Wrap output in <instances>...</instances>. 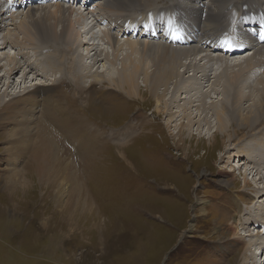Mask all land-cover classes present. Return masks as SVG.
I'll use <instances>...</instances> for the list:
<instances>
[{
	"label": "rangeland",
	"instance_id": "obj_1",
	"mask_svg": "<svg viewBox=\"0 0 264 264\" xmlns=\"http://www.w3.org/2000/svg\"><path fill=\"white\" fill-rule=\"evenodd\" d=\"M104 1L97 0L95 4L102 5ZM150 1L148 0L147 5ZM243 1L246 0H234L233 3L239 6ZM253 1V6L260 4L262 6L258 7L264 9L262 0ZM174 2L177 7L181 3L185 13H181L178 9L174 12L176 16L174 20L179 21L181 14L187 17L185 25L190 38L188 41L190 47L203 41L201 35L209 31L213 33V27L199 32L182 0H174ZM52 3L42 6L48 8L53 6ZM155 4L143 17L140 15L142 12L135 11L136 7L131 8L126 14L134 18V13L135 15L138 13L136 20L144 19L142 23L149 27L147 23L149 18L153 20L154 17L160 16L163 19L166 13L163 8L172 9L170 6L173 1L160 0ZM42 6L37 4L34 8ZM76 8L78 9V6ZM81 8L83 9L82 6ZM52 9L50 7L49 10L54 11ZM242 12L233 10L232 14L223 17V21L236 22L244 13ZM97 14V12L92 14V19L99 16ZM25 15V10L13 14L10 17L14 16L15 20L9 17L8 23L15 24ZM91 16L88 15L85 21L88 26L95 25L90 19ZM194 17L196 18L197 15ZM8 23L5 31H0V42L3 41L1 38L4 33H13L17 27V25L12 27ZM239 24L242 25V21ZM176 26H180L179 22ZM193 28H196V31H193ZM102 30L103 26L95 27L92 30L94 37L95 35L102 37ZM231 32L232 30L226 34L229 35ZM165 39L162 38V41L161 37L157 36L140 37L138 41H142L139 43L148 47L140 46L131 54H129L130 50L117 53L114 68H119L120 58L127 53L131 58L126 56L125 58H129L130 61L125 63L135 68H142L137 75H141L147 68L149 71L153 70L154 66L149 67L150 58L156 60L157 52L159 55L168 54L167 51L157 48L159 42L167 46L174 44L171 39L166 41ZM50 40L53 39H44L43 43H37L38 47H36L38 51L43 50L42 54H38L35 47L20 49L27 52L26 56L20 57L23 64L36 60L37 65L32 67L34 75L28 74L26 83L22 82L18 88L16 87L21 81V72L14 77L13 90L9 89L5 97L4 89L0 90L2 102L7 103L13 93L21 91L26 85L41 84L47 80L44 84L50 82L52 74L45 72L46 69L42 64L47 56L44 54L53 50L54 41ZM143 40L147 43H143ZM123 41L124 37L120 39V42ZM97 42L101 45L98 48L110 57L113 47L99 40ZM217 44H206L208 47L199 49L202 51L201 55L211 54L216 58L217 54L213 52L217 49ZM197 46L199 48L200 44ZM10 47L8 46L6 52L13 53L14 50ZM248 55L251 57L252 52H245L242 58ZM197 57L198 55H192L190 60L197 61ZM242 58L236 59L242 61ZM140 59L143 61L141 62ZM236 59L229 60L233 62ZM90 61L89 59L84 63L88 64ZM187 61L189 60L181 57L180 63L187 65ZM201 63L200 67L208 76L216 72L211 71V66L218 69L219 65V62L218 65L210 62L211 66L208 67L203 61ZM103 64L99 61L97 66L83 71L79 69V64L78 67L75 65L76 73L74 77H70V80L78 78L79 74L86 76L83 78L84 84L78 86L80 87L78 91L75 84L71 86L68 80L70 73L67 72L61 73L58 79L51 81L47 86L48 89L60 81L56 99L59 97L62 99V106L68 113L73 111L71 115L75 121L71 123L74 122L73 125L77 127L82 121L90 125L96 133L92 155L82 156L73 153L69 155L67 152H61L62 155H50L41 151V155L37 157L34 155L39 150L36 139L42 135V131L36 122L31 123L26 117L21 116L14 118L11 112H7L11 121L6 123L0 121V264H243L241 253L249 240L260 236L264 241L262 232L264 225L263 221L261 222L264 216L251 206L257 199L252 198L251 202L249 199L255 196L256 193L252 190L256 185L257 188L260 187L259 190L264 189V180H258L251 174L247 176L249 189H243L244 170L250 168H247L246 164L238 163L237 157L234 159L233 156H237L236 153H250L253 160L258 161L260 154L264 152L261 133L256 137H250L252 141L249 151L245 148L247 146H241L247 142V139L241 141L243 135L248 133L246 130L237 134L236 141L232 143L225 141L223 144V138L218 132L214 133L217 129L214 117H210L214 106L219 105L218 99L214 91L205 86L208 82L205 84L204 79L199 77L200 74H196L195 79L192 80L194 83L198 79L197 83H201L198 85L200 90H196L197 86L193 84L192 94L184 93L181 84L173 91L174 83L169 84L171 87L167 94L160 90L158 92L160 96L166 94L163 100L169 99L172 94L177 100V103H173L167 111L162 112L155 108L157 104L153 96L146 93L142 76L136 78L138 97L135 96L136 93L132 97H127L108 87V82L100 83L90 78L88 73L101 72ZM253 69L245 72L243 76L251 74ZM178 72H182L181 75L186 82L190 81V78L193 79L192 69L185 71L180 67ZM221 77L223 78L224 75ZM249 79L255 82L259 77L252 74ZM2 81L6 82L4 79ZM92 81H94L93 86L89 87ZM209 81L208 85L212 82L211 79ZM219 88L217 86L214 89L221 90ZM196 92L209 94L211 98L206 101L210 104L217 102L208 109L205 106L208 111L204 110V114L203 109L199 110L204 105L193 103L199 107L188 109L187 114L197 122L209 112L207 114L210 119L209 125L205 123L206 117L200 124L191 120V126L176 118L177 112L183 114L179 111L178 104L185 101L184 97L189 99ZM245 92L250 91L246 89ZM199 93L196 95L200 96ZM257 93L258 91H253L250 100L242 102V108L245 109L257 97ZM55 94L51 93L52 100L55 99ZM92 100L94 104L89 106L88 103H92ZM41 108L43 110V107L39 109ZM209 109L213 110L209 111ZM40 114L36 115L39 117ZM171 117L179 122L171 121ZM29 127H32L31 131ZM260 128L261 132H264V123ZM62 129L65 132H74L71 130V124L69 127L62 126ZM16 131L19 134L9 138V135ZM183 135V139L180 140L179 137ZM210 135L214 136L213 139L208 138ZM237 141L238 143H235ZM65 142L67 141L63 142L60 138L61 148L65 147L66 151L69 148L68 150L73 152L69 142L68 144ZM243 156L240 161L246 160L247 157ZM233 159L234 163L231 162ZM67 173L75 174L81 185L84 196L82 198H85L89 206L84 207L83 200L75 206L79 200L70 192L71 186L67 185V180L72 177ZM259 195H264V192ZM258 204L263 209L264 197L256 203ZM252 223L262 228H253L250 231L252 237L240 236L247 232L243 228ZM258 253L261 254V250ZM263 258L264 253L261 259Z\"/></svg>",
	"mask_w": 264,
	"mask_h": 264
},
{
	"label": "bare ground",
	"instance_id": "obj_2",
	"mask_svg": "<svg viewBox=\"0 0 264 264\" xmlns=\"http://www.w3.org/2000/svg\"><path fill=\"white\" fill-rule=\"evenodd\" d=\"M78 1L80 0H72V2L66 4L60 3L57 0L55 4L52 3L53 6H49L48 8L44 6H42L44 8H34L33 2L29 1L23 2V0H0V31L2 32L5 31V26L9 22L10 16L24 10L26 11V15L23 18H19L21 20L16 21L15 24L8 23L12 27L17 25V27L14 29V32L10 34L8 32L4 33L1 38L3 41L0 42V49L4 50H0V90L1 88L4 89V97L9 93V89H12V87H14L12 82L14 77L19 75V73L21 72V81L19 82V84H17L16 87L18 88V86L20 87L22 82L23 84L26 83L25 81L27 75L31 74L32 71H34L32 68L33 65H37L36 60H30L27 63L23 64V61L20 57L26 56L27 52L20 49L26 47H35L37 49V53L42 54L43 50L40 49V51H38L37 43L42 42L44 39H53L50 40L54 41L52 52L45 53L44 55H47L46 57L44 56L46 60L43 62L41 61L44 68L46 69L45 72L47 71V73L52 74H49L52 77L51 79H49L50 82L58 79V76H60L61 73L64 72H67V74L70 73L68 79L70 80V77H74L76 73L74 71H76L78 64L79 69L83 71L86 69H92L91 67L97 66V63L100 61L104 63L101 68V72L97 73L95 71V74L89 72L88 74H90V78L100 83L108 82V87L116 90L117 92L119 91V93L124 94L127 97L134 96V93H136L137 95L135 96L138 97L139 93L136 92V86L138 85V83H136V78L142 76V84L146 89V93L153 96L156 101L157 105L155 108L157 110L165 112L168 110L169 106H171L175 102L177 103L174 94L169 96V99L163 100L164 96L168 93V89H170L171 87L169 84L174 83V85L172 86L174 87L173 91L176 90L179 84H181L180 87L184 89V93L188 95L193 89V84L194 86H197L196 90H200L198 85H201V83H197L199 82L198 79H196L194 83L192 81L195 79L196 74H200L199 77L204 79V83L206 84L208 82L205 86H208L211 91H214V94H216V98L218 99V102L216 101L219 104L218 107L214 106V110L212 109V111L209 109V111H212L210 117H214V124L217 128L214 133L218 132V134L223 138V144L225 143V141H227L228 143L236 141L235 137L237 136V134H241V132L245 130L248 133H246V135L242 134L244 138L241 141L247 139V142L245 144L243 143L241 146H247L245 147L247 151L251 150L250 145L252 140L250 139V137H256L261 133V142H264V132H261L262 129L260 128L261 124L264 123V9L258 7L262 5L258 4L253 6V0L243 1L239 4V6L236 5V3H233L234 0H182V3L185 5V7H187L189 11V14L193 19V23L195 24L196 28H199V32H202L204 29L213 27V33L209 31L200 36L203 41L198 42V44H200V47L198 48V44H196L194 47L189 46L190 43L188 41L190 40V38L188 36V32L186 31L187 27L185 25V23L187 22V17L184 15L185 13L182 10V4L179 3L177 7L175 6L176 4L174 0H172L173 4L170 6L172 9H168L169 7H164L163 9H168L170 12H175V10L177 11L179 9L181 13H184L179 16V21H182V23H184L181 31L182 37L177 41H173V45L167 46L159 42L157 48L167 51V56L161 54L159 55V53L157 52L158 57H155L156 60L152 58H150L149 60L151 64V66L149 67L154 66L155 68L151 71H149V69L147 68L141 73V75H137V72H140L139 69L142 68H135L125 63L129 60V58H131L127 55V53L122 58H120L118 64L119 68H114V64L116 63V58L118 56L117 53L130 50L129 54H131V52H134L135 49L140 48V46L148 47L146 44L139 43L142 40L138 41V39L140 37L150 38L151 36H157L161 37L162 40V36H165V32L167 30L166 25L157 26L155 31H150L147 25L137 28L136 18L138 17V13H136V15L134 13L135 20H133L134 18H131V15L126 14V12L131 8L136 7L135 11L142 12L140 15L143 17L144 14L147 13L149 8L152 7V5L156 3V1L158 2L160 0H151L148 5V0H105L104 4L101 3L102 5H99L97 3L95 4V2L97 1L96 0L89 6H87V4L80 5L79 3H77ZM92 1L94 0H89V2ZM261 2H264V0H262ZM77 6L78 9L76 8ZM81 6L83 7V9L81 8ZM50 7H52V10L54 11H50ZM142 7L147 9H141ZM155 7H157L156 4ZM78 10L81 12H77ZM158 10H160V8ZM233 10L243 11L246 15V18H244V20L242 21L243 24H239V28H233L237 35L239 34V39L244 42H233L231 44H228L223 38V36L228 35L226 34L228 33V31L226 30L228 23L223 21V17L232 14ZM96 12L99 16L93 17L94 19H92L91 15L95 14ZM88 15L91 16L90 19H92V22L95 24L94 26L86 25L85 21L88 19ZM194 15H197V17L195 18ZM13 17H10V19ZM174 17L176 16H173L172 22L173 24H175L174 28H177L178 26L176 25H178L179 21H175ZM127 18L131 20L128 21ZM159 18L160 16L155 18L158 20L157 23H159V20L161 19ZM150 19L152 18L150 17ZM13 20L15 19L13 18ZM100 26H103L102 37H98L99 35H97V37L95 35L94 37L92 30L95 27ZM196 28H193L192 30L196 31ZM16 30L17 33L15 34ZM120 37H124L123 42H120ZM184 37H186L185 41L182 40L184 39ZM168 39L169 37L167 36L165 41ZM97 40L104 44H108V46L110 47H113L112 54L110 55V57H113V59H111L108 54L104 53L101 48H98L101 45L97 42ZM218 42H220L219 46L221 48L216 49L214 52L210 50L213 53L217 54L216 58H213L211 54H209L210 56L208 54L201 55L202 51H200L199 49L208 47L206 44H216ZM143 43L147 42L144 41ZM8 46H11L13 48V53L6 52ZM124 46L126 47V49H124ZM239 47H243V50H241L239 54H230L227 52L231 48L238 49ZM250 48L252 49L249 50ZM59 49H62V51H59ZM248 51L252 52V56L250 57L248 55L242 58L245 52ZM192 55H198L197 61L195 59L190 60V57ZM126 56L129 58H125ZM98 57L100 58L98 59ZM181 57H183V59L189 60L187 61L188 63H186L187 65L182 64V62L180 63ZM238 57H241L242 61L236 59ZM231 58L236 60H233L232 62L231 60H229ZM89 59L91 61L88 62V64H85L84 62L89 61ZM140 61L142 62L143 60L140 59ZM202 61L204 62V65H207L208 67L211 66L210 62L215 65H218L217 63L219 62V65L217 66L218 69H214V66H211V71L213 70L216 72H214L210 76L205 75L206 73H204V70H202V68L200 67ZM75 65H77V67H75ZM180 67H183L185 71L192 69L193 73L191 76L193 77V79L190 78V81L186 82L181 75L182 72H178V68ZM252 68H254L251 71L252 73L244 77V73L248 72ZM259 71L262 73L258 74L257 72ZM252 74L259 77V79L255 80V82H253V80H250L249 78L252 77ZM32 75L34 74L32 73ZM221 75H224V77L222 78ZM104 76L106 78H104ZM83 78H86V76H81L79 74L78 78L76 77L70 80L71 86L75 84L76 90L78 91V89L80 88L78 86H81L82 83L84 84ZM3 79L6 80V82H3ZM104 79H106L107 81H105ZM210 79L212 82L210 83V85H208ZM44 82H41V84L38 83L34 85H26L21 91L16 92L18 94L13 93L7 103H5V101L2 102L3 99L1 97L0 107L3 108L0 109V121H3L5 123L9 122L11 118L8 116L9 113L7 112H11V114H13L12 117L14 118L21 116L26 117L28 121H31V123L36 122L37 126L42 131V135L40 137H37L36 139L37 147L39 148V150L35 152L34 155H36L37 157L41 155V151L44 154L48 152L50 155H62L61 152H67L69 153V155H71V153H73L74 155L82 156L92 155L94 152L93 150L95 149V138L97 137L96 133L87 123H83L81 121L80 124L77 125V127L73 125L74 122L71 123L72 121H75V119H73L71 115L73 111L68 113L62 106V99H60V97L56 99V96H58L56 92L57 87L61 85L60 81L57 84L50 86L48 89L47 86L50 82H48L47 84H44ZM93 83L94 81L90 82L89 87L91 85L93 86ZM217 86L220 87L221 90L216 91V89L214 88ZM246 89H248L250 92L246 93ZM160 90L161 92H164L166 94L160 96V94L158 93ZM251 91H258L257 97L244 109L242 108V102L250 100L252 93ZM53 92L56 93L54 95V100H52L51 97V93ZM199 92H196L195 95L193 94L195 96L194 99L193 95H191L189 99L187 97H184L185 101H183L182 104H178L179 111H181L183 114L177 112L176 118L179 121L183 120L188 126H191L192 124L190 121L194 120L192 118H189V115L187 114L188 109L194 106L199 107L200 105H204L203 108H199V110L203 109L202 113L204 114V110L206 111L208 107H212V104L216 103L211 102L210 104V102L206 101L208 98H211L209 94H207L208 91L206 94H200ZM198 93L200 94V96H197ZM41 96L42 98H40ZM193 103H196L199 106L196 104L193 105ZM92 104H94L93 100L92 103H88L89 106ZM94 106L97 107V105ZM205 106L207 107V109L205 108ZM40 107H43V110L42 108L39 109ZM208 113L206 112V115L204 116V118L206 117L205 123L207 125H209L210 121V119H208L209 116L207 117ZM36 114H40V116L38 117ZM204 118L198 119L197 122L194 120L193 123L200 124L204 121ZM171 121L176 122L172 117ZM70 124L71 130H73L74 132L63 131L62 126L69 127ZM31 129L32 127H29V131H31ZM18 134L19 132L17 131L13 132L9 135V138H14ZM183 137L184 135L179 137V139L182 140ZM213 137L214 136L210 135V137L208 138L213 139ZM60 138L63 140V142L67 141L65 142L67 144L69 142V146L71 145L73 152L69 151V148L67 149V151L65 147L61 148V145H59ZM211 139L209 140L211 141ZM235 143H238V141ZM247 154L236 153L237 156H233L234 159L235 157H237L236 159H238V163L246 164V167L250 168L249 170L246 168V170H244L245 172L243 178V189L248 188L249 183L247 180V176L251 174L252 177L256 176L258 180H264V152L260 154L258 161L256 162L255 160H253L252 155H249L250 153ZM243 155H245V158H247L245 161H240V159L244 157ZM234 159L231 160L232 163H234ZM70 172L72 171L70 170ZM69 175L72 178H69L67 180V185L69 184L71 186L70 192L79 200L75 206H77L82 200L84 207L89 206L87 201L84 200L85 198H82L84 196H82L83 194L81 185L78 182L75 174L70 173ZM259 189L260 187L257 188L256 185L255 189L252 190L256 194L254 197H249V199L250 202L252 198L257 199L255 203L251 204V206L253 209L259 210V214L261 216H264V204L263 209L261 205H256V203H258V201L263 199L264 197V195H259L261 193L263 194L264 189ZM247 196L248 195H245V197ZM261 222L264 225V218L261 220ZM248 225L250 226H246L245 228H243L244 231L247 232H244L240 236L246 235L247 237H252L250 231L253 228H262L253 223ZM233 229H235V227H233ZM262 229V232L264 234V228ZM231 236L233 237L232 234ZM260 250L262 252L261 254L258 253ZM254 251H257V253ZM263 253L264 241L260 239V236H256L255 238L249 240L248 244L244 246L241 253V262L243 264H264V258L263 260L261 259Z\"/></svg>",
	"mask_w": 264,
	"mask_h": 264
}]
</instances>
